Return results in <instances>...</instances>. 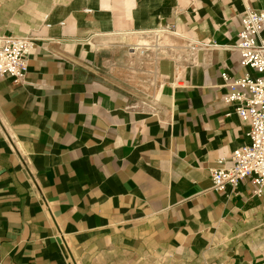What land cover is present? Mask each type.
<instances>
[{"label": "crops", "instance_id": "obj_1", "mask_svg": "<svg viewBox=\"0 0 264 264\" xmlns=\"http://www.w3.org/2000/svg\"><path fill=\"white\" fill-rule=\"evenodd\" d=\"M0 0V264H264V189L214 192L248 144L222 81L264 0ZM264 35V32H263Z\"/></svg>", "mask_w": 264, "mask_h": 264}, {"label": "built area", "instance_id": "obj_2", "mask_svg": "<svg viewBox=\"0 0 264 264\" xmlns=\"http://www.w3.org/2000/svg\"><path fill=\"white\" fill-rule=\"evenodd\" d=\"M264 12L245 10L242 31L234 50L241 57V67L247 70L240 80L230 81L223 74L221 79L231 94L224 102L234 107L236 115L248 122L249 142L233 151L230 164L219 161L210 169L212 189L222 192L235 189L245 179L254 186L253 195L264 189ZM32 42L26 37L0 36V79L6 76L23 80L27 71L26 55Z\"/></svg>", "mask_w": 264, "mask_h": 264}, {"label": "rangeland", "instance_id": "obj_3", "mask_svg": "<svg viewBox=\"0 0 264 264\" xmlns=\"http://www.w3.org/2000/svg\"><path fill=\"white\" fill-rule=\"evenodd\" d=\"M50 4L49 0H31L29 3V7L36 8L33 10V12L37 15L40 12H43L45 10V6H48Z\"/></svg>", "mask_w": 264, "mask_h": 264}]
</instances>
